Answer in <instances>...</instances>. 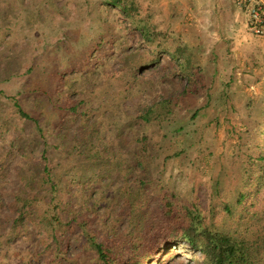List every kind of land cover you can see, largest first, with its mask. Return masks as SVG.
<instances>
[{"label": "trees", "instance_id": "trees-1", "mask_svg": "<svg viewBox=\"0 0 264 264\" xmlns=\"http://www.w3.org/2000/svg\"><path fill=\"white\" fill-rule=\"evenodd\" d=\"M99 4L107 13L117 8L120 28L139 30L143 42L116 57L122 45L111 33L109 16L101 14L100 34L79 55L65 66L53 59L38 73L44 88L25 85L17 94L0 88V98L12 103L17 131L7 153L18 158L15 187L0 194V206L10 215L0 248L7 245L8 252L22 237L27 264H163L173 246L186 243L201 253L194 257L201 264H264V216L248 215L243 206L264 186V104L254 107L252 98L246 104L254 119L244 122L240 149L245 147L246 161L229 199L223 170L215 168L211 175L208 208L165 183L163 170H157L185 152L164 140V127L184 110L193 109V120L210 106L218 78L224 110L235 70L226 75L216 64L221 50L229 55L228 45L211 49L204 66L195 49L178 47L171 53L178 68L159 79L172 81L169 96L142 97L143 104L130 111L124 103L155 84L143 75L145 69L168 52L158 26L140 15L135 0ZM37 67L33 62L28 70ZM177 77L188 81L182 91L174 83ZM200 96L204 101L198 105ZM184 126L173 133L182 134ZM1 127L0 132L10 130L4 117Z\"/></svg>", "mask_w": 264, "mask_h": 264}, {"label": "rangeland", "instance_id": "rangeland-1", "mask_svg": "<svg viewBox=\"0 0 264 264\" xmlns=\"http://www.w3.org/2000/svg\"><path fill=\"white\" fill-rule=\"evenodd\" d=\"M135 1L140 15L149 17L158 26L160 38L168 53L162 55L159 63L145 69L143 75L154 80L155 84L148 89V93L142 91L124 103L130 111L143 104L142 97L144 100L155 101V93L158 95L163 92L166 97L169 96L172 81L159 79L172 73L174 67L178 68L177 61L171 55L178 47L187 44L195 49L202 66L207 64L210 51L214 48L211 41L203 43L201 39H197L195 30H187V27H196L198 22L195 15H184V8L189 7L190 0ZM99 2L100 0H0V88L8 94H17L25 85L28 89L44 88L38 73L42 68L50 67L53 59L65 66L71 57L79 55L85 45L100 34L101 14L109 16L113 25L111 33L122 45L123 50L116 57H123L130 47L136 48L138 43L143 42L139 30L129 32L120 28L123 18L118 14L117 8L107 13ZM228 48L229 55L226 49L221 50L216 64L226 75H230L232 69L235 70L236 77L226 97L224 110L221 112L219 108L222 102L219 93L223 86L221 78H218L211 90L214 99L210 106L201 110L193 120L189 119L193 109L189 112L184 110L172 124L164 127L163 132L167 136L164 140H173L176 147L185 152L171 159L165 166L159 163L157 168L158 171L163 170L162 178L165 183L175 184L178 191L197 198L206 208L210 205V179L215 168L218 172L223 170L225 174L228 199L239 184L241 163L246 161L243 151L245 147L240 149L243 141L241 135L245 131V120L253 118L248 117L246 104L250 98L253 99L254 107L264 104V37L251 33L250 38L243 39L237 46L228 45ZM33 62L38 67L31 72L28 67ZM117 63L118 61L114 62L115 65ZM7 67L12 70L6 72ZM174 83L182 91L188 81L186 77H177ZM203 101L204 98L200 96L197 104L200 105ZM252 114L256 115L255 111ZM0 117L10 123V130L0 132V194L7 196L16 185L14 163L18 158L7 153L9 140L17 137V131L12 120V103L6 98H0ZM182 124L185 125L182 134H174V128ZM30 127L26 128L27 133ZM255 153L253 154L256 155ZM157 170H153L155 179L160 174ZM222 194L225 198L223 191ZM152 205L155 206L156 203ZM243 206L248 208V215L261 219L264 216V186L258 193L248 197ZM9 217L6 206H0V241L5 237ZM6 248L7 245L0 248L6 254L0 256V264H27L24 257L28 245L22 237L10 243L8 252ZM170 255L172 257L168 258ZM195 256L201 257V253L191 249L186 243H180L167 252L163 264H201L194 260Z\"/></svg>", "mask_w": 264, "mask_h": 264}, {"label": "crops", "instance_id": "crops-1", "mask_svg": "<svg viewBox=\"0 0 264 264\" xmlns=\"http://www.w3.org/2000/svg\"><path fill=\"white\" fill-rule=\"evenodd\" d=\"M196 1V2H195ZM189 9L184 8V15H195L197 39L211 41L212 46H237L243 39L250 38L247 15L234 3V0H190ZM196 10V11H195Z\"/></svg>", "mask_w": 264, "mask_h": 264}, {"label": "built area", "instance_id": "built-area-1", "mask_svg": "<svg viewBox=\"0 0 264 264\" xmlns=\"http://www.w3.org/2000/svg\"><path fill=\"white\" fill-rule=\"evenodd\" d=\"M234 3L247 15L249 31L264 37V0H234Z\"/></svg>", "mask_w": 264, "mask_h": 264}]
</instances>
